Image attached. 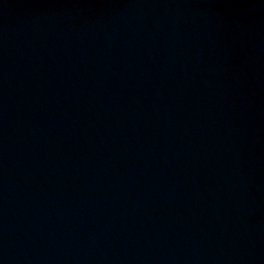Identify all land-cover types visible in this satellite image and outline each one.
<instances>
[{"label":"water","instance_id":"water-1","mask_svg":"<svg viewBox=\"0 0 264 264\" xmlns=\"http://www.w3.org/2000/svg\"><path fill=\"white\" fill-rule=\"evenodd\" d=\"M0 264H264V0H0Z\"/></svg>","mask_w":264,"mask_h":264}]
</instances>
